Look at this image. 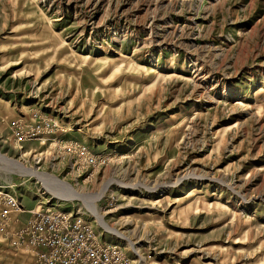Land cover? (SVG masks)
I'll use <instances>...</instances> for the list:
<instances>
[{"label": "rangeland", "instance_id": "obj_1", "mask_svg": "<svg viewBox=\"0 0 264 264\" xmlns=\"http://www.w3.org/2000/svg\"><path fill=\"white\" fill-rule=\"evenodd\" d=\"M0 154L39 173L0 162V264L46 207L132 264H264V0H0Z\"/></svg>", "mask_w": 264, "mask_h": 264}, {"label": "built area", "instance_id": "obj_2", "mask_svg": "<svg viewBox=\"0 0 264 264\" xmlns=\"http://www.w3.org/2000/svg\"><path fill=\"white\" fill-rule=\"evenodd\" d=\"M19 123L11 119L7 125L11 129ZM15 137V141L26 138L16 133ZM3 192L0 189V200L7 198L0 204V232L7 234V227L14 222L12 214L17 216L22 207L16 197ZM30 215L11 234L13 245L30 251L36 264H132L124 250L105 242L76 211L46 207L33 210Z\"/></svg>", "mask_w": 264, "mask_h": 264}, {"label": "bare ground", "instance_id": "obj_3", "mask_svg": "<svg viewBox=\"0 0 264 264\" xmlns=\"http://www.w3.org/2000/svg\"><path fill=\"white\" fill-rule=\"evenodd\" d=\"M0 162L5 164V166H8L11 169L17 170L19 173L23 174V176H30V177L34 176L35 177V175L38 176V174H39V173L37 174V173L33 172L30 169L23 167L22 164H20L19 162L10 160L9 158H7L6 156H3L1 154H0ZM39 177H40L39 178L40 182H42V185L44 186V188H46L47 190L52 191V192H59V198L60 199H62V200L68 199V201L69 200L71 201L72 199L77 198L80 201L82 200L83 204L86 205L89 208V211L94 215L96 223L100 227H102L106 232H109L111 234L113 233L115 236H117L121 240H124V238H125L124 235H122L118 232H115L112 227L110 228L104 222L103 217L98 214V212L96 210V206L94 205V203L96 202V199L98 197H100V195L97 198H94L93 196L92 197H84L83 195L78 193L75 189H73L71 186H69L67 183H65L63 181H58L53 176H47L44 174H40ZM36 178H38V177H36ZM0 189H3V188L0 187ZM9 194H11V193H9ZM11 195H13V194H11ZM126 241H128V240H126Z\"/></svg>", "mask_w": 264, "mask_h": 264}]
</instances>
